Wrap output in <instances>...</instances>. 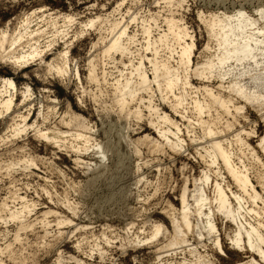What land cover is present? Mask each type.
<instances>
[{
	"label": "bare ground",
	"instance_id": "1",
	"mask_svg": "<svg viewBox=\"0 0 264 264\" xmlns=\"http://www.w3.org/2000/svg\"><path fill=\"white\" fill-rule=\"evenodd\" d=\"M168 2V6L175 4L178 7L183 3ZM125 14L110 20L97 17L84 25L86 28L97 26L99 33L85 56L86 75L83 78L79 73L78 59L69 55L73 43L80 37L73 33L67 41V30L73 21L70 17L63 16L59 25L58 18L42 16L44 22L39 26L37 23L32 25L34 12H31L21 18L18 31L0 34V59L11 61L16 68L46 55L43 48L40 50L39 43L32 40L45 36L48 51L60 38L64 45L62 50L56 52L50 61L42 58L40 64H43L44 75H54L61 83L65 82L64 86L73 84L74 80L79 106L76 111L66 100L60 110L56 109L59 102L50 99L44 102L46 110H39L32 121L30 107L34 99L30 87L25 86L19 93L21 105L28 107L27 113L11 115L12 121L5 125L9 133L7 139L15 142L18 137L31 132L36 140L44 142V146L70 153L73 164L85 170V185L92 183L94 178L102 175L101 170L108 167L111 159L108 153L112 151L109 144L113 141L118 143L123 156L126 152L139 159L136 185L151 183L142 166L147 168L152 164L149 160L150 163H141L143 153L167 156L172 162L171 155L191 159L201 165L199 171L187 175L186 171L191 168L188 163H181V185L175 197L178 207L169 200L163 207L170 232L162 223L146 218L143 223L148 225L149 230L144 225L148 233L144 239L136 237L135 245L155 243L157 260L182 255L178 260H166L165 264H216L213 258L198 249H204L205 243H209L218 253L224 254L217 225L228 224L224 235L231 249L250 255L246 261L237 260L233 264H264V133L252 146L249 139L255 132L246 131L240 125V120H245L246 108L264 122V5L253 13L241 7L231 13L221 12L200 18L207 35L200 51L182 18L177 19L174 14L162 19L163 25H159L155 16L149 19L139 17L133 9ZM132 26L136 27L135 31H130ZM17 48L22 49L16 52ZM194 80L198 83L194 84ZM83 82L91 88L84 87ZM0 84L1 118L14 108L18 109L19 105L15 103L13 80L1 79ZM86 96L93 104V115L97 116L101 129L91 123L89 114L84 115ZM107 125L110 128L104 130ZM100 132L104 142L97 138ZM22 147L12 149L21 153L24 151ZM43 160L29 154L6 160L0 158V178H11L19 169L31 173V169ZM50 170L62 174L64 181H68L67 187L81 195L80 182L78 186L72 184L58 167L50 165ZM44 181L47 183L46 179ZM7 186L0 199V223L4 226L0 236L9 235V222L15 225V234L12 242L0 247V264H7L2 259L4 255L12 264H27V258L22 259V254L19 255L21 259L16 256L13 243L20 244L22 233H33L37 225L43 229H40L43 235L39 236L43 242L41 247L46 244L47 228L52 222L57 227V232L51 236L56 242L53 244L64 235L70 237L71 232L62 231L63 227L84 228L74 223L73 218L62 217L50 207L39 212L43 206L27 195H21L15 181L11 180ZM41 191L48 198L56 195L53 186ZM66 192L57 200L71 217H78L81 212ZM136 198L138 200L139 195ZM131 226L127 223L126 228ZM102 239L109 244L105 236ZM82 242L77 241L74 246L78 249ZM62 259L65 258L59 253L55 263L63 264ZM71 259L77 264H86L75 257Z\"/></svg>",
	"mask_w": 264,
	"mask_h": 264
},
{
	"label": "rangeland",
	"instance_id": "2",
	"mask_svg": "<svg viewBox=\"0 0 264 264\" xmlns=\"http://www.w3.org/2000/svg\"><path fill=\"white\" fill-rule=\"evenodd\" d=\"M168 1L0 0V34L2 32L12 34L18 31L17 29L21 25V18L31 14V12H34L32 25L37 23L39 26H42L44 22L42 16L45 18H58V20H60L59 25L62 23L61 20L63 16L70 17L73 21L67 30L68 37L66 36V38H69L67 41H70V38L73 37L74 34H78L80 37L73 43L70 49L71 54L69 55L70 58L74 57V59H78L79 73L81 78H83L86 75L84 67L85 56L90 48L91 42L95 41L99 33L97 26L93 28L84 27L88 20L97 17L109 20L118 19L121 16H125L127 10L133 9L137 11L139 17L149 19L150 17L155 16V19H159H156L159 25H163L162 19L174 14L173 16L175 18H182L190 35L195 38L197 50L200 51L207 41V35L201 19L210 14H218L221 12L231 13L241 7L249 13H253L257 7L264 5V0H175V2L183 1L182 7H178L175 4L168 6ZM134 27L135 26H132L130 31H135L136 27L135 29ZM57 39V43L55 42L51 44L48 51H46L47 48L45 43H47V38L45 36L32 40V42L39 43L40 50L43 48L42 50L45 52L43 54L46 55H43V57L41 55L40 58L37 57L20 68L14 67L11 61H8L7 59H0V81L1 79L3 80L6 78L13 80L16 88L14 93L15 103L16 105H19L17 107L18 109L14 108V110L11 111L13 112L12 114L10 112L8 115H4L0 118V154L3 155H0V158L6 160L29 154L44 159L43 163H38L37 167L31 169V173L23 172V170L19 169L13 174L14 176L12 175V179L1 177L0 199L4 197V192H6L7 185L10 184V181H15V185H17L16 187L21 189V195H27V197L34 200V202H39L43 206L44 209H38L39 212L46 210L45 207H50L57 211L62 217L73 218L72 220L73 222L75 221L74 223L84 226L85 229H75L73 225H67L61 230L64 232L70 231V237L67 238L66 235H64V237L62 236L60 239L56 240L57 244H53L56 242L51 236L57 232V227L55 222H52L47 228L50 237L47 235L44 240L48 246L43 244L41 247L40 245H42L43 242L40 237L43 235V229L40 225H37L34 229L35 233H22L23 236H21L22 241H20V244L18 242L13 243L15 253H18H16V256L18 255L17 257H19V259H21L20 256H24L22 259L25 260L27 258V264H56V258L59 253L65 258L62 259L63 264H77L71 259V257H75L80 261L82 260L86 264H165L166 260L171 261L180 259L182 255L177 254L175 256L163 257L161 260H157L154 253L155 243L143 242L140 245H135L134 242L137 239L136 237L144 239L146 236L145 233H148V225L143 223L146 221V218L150 221H158L162 223L167 232H170V224L163 213V207L167 200H169V202L175 207H178V202L175 197H177V189L181 185V173L179 171L181 163H188V167L191 168L186 171V173H188L187 175L193 173L196 174L201 165L193 162L191 159L188 160L185 157L171 155V157L174 158L172 162L167 156L158 155L159 157H156L154 155L150 156L143 153L141 163L143 164L145 161H151L152 164L150 165V162L148 163V169L146 166H142V171L151 183L148 184L149 186L143 184L136 185L134 180L136 177L135 173L137 172L136 164L139 162V159L134 156H128L126 152L125 156H123V152L118 149V143L113 141L109 144L112 151L108 153L111 157L108 167L101 170L102 175L94 178L92 183L85 185V183H83L86 179L83 175L85 170L79 169L81 167L73 164V156L70 155V153H66L62 149L58 150L52 146H44V142L36 140L31 132H28L25 137H18L19 139H16L15 142L9 140L10 138L7 139L6 136L9 137V133L5 130V125H7V122L12 121L11 115L15 114V112L18 114L27 113L26 110H28V107H23L20 102L22 101L20 93L25 86L30 87L34 99L33 104L30 107L31 112L33 111L32 121L35 119V115L39 110H46L44 102H47L50 99H56L59 102V106L56 109L61 110L67 100L72 104L74 110L79 111L77 108L79 107L77 106L78 93L75 90L74 80L72 81L73 84L67 85L68 87L64 86L65 82L61 83V81L54 75H44V67L41 66L43 64H40L42 58L46 62L50 61L55 57L56 52L62 50L64 47V45H62L63 41H61L60 38ZM47 45H49V43ZM21 49L22 48H19L16 52ZM196 82L197 81L194 80V84H196ZM88 85H85L83 82V86L90 89L91 85H89V87ZM85 101L87 107L85 111L83 110L84 115L88 116L89 114L91 123H94L97 129H101L100 122L96 119L97 116L93 115V104L89 101L87 96L85 97ZM164 109L167 110V108ZM244 116L245 120L241 119L240 125H242L246 131L253 130L255 132V134L249 139V143L252 146H255L259 136L264 133V122L249 108L244 110ZM109 128L110 127L107 125L104 130H108ZM146 132L149 131L146 130ZM101 133L102 132L99 133L97 138L104 142V136ZM18 146H23L22 149L24 148V151L21 153L17 150L14 151ZM190 154L192 156L193 152L191 151ZM156 158H158V161H155ZM84 160L87 161L86 156L84 157ZM159 162H161L162 165L160 164V166L157 167ZM50 165L58 167L66 177L65 179H69L72 184L78 186L77 183L80 182L79 187L81 195L78 196L77 193L72 192L73 190H70L66 185L68 181H64L62 174L53 170L51 171ZM156 178L159 180L157 181ZM44 179L47 180V183ZM27 184H29V186ZM50 186L54 187L56 195H52L51 198H48V196H46L41 190L44 189V187L48 189ZM153 190H155L154 193ZM257 190H259V188H257ZM63 192L68 193L69 200L73 202L78 208V211L81 212L78 217H71V214L65 210L66 208H64L62 203L60 201L58 202L57 198L62 196ZM154 194L156 195L154 196ZM137 195H139L138 200L136 198ZM138 209H142L141 212L144 211V209L145 211L141 213ZM50 221H52V217H50ZM127 223L132 225L130 229L126 228ZM144 225L148 230L145 229ZM227 225L224 226L221 223H218L217 225L221 232V246L224 254L221 255L218 253V250L209 243H205L206 245L204 249L200 248L198 250L201 253L209 255L211 259L213 258L212 260H214L216 264H233L237 260L244 262L250 255L231 249L230 244L224 235V233L227 232ZM3 227V224L0 223V232L4 229ZM7 228L9 230V235L5 237L0 236V247H3L5 244H8L13 240L15 225L9 222ZM40 229L42 230L40 231ZM102 234L109 239V244L103 241ZM77 241H84L78 249L75 247ZM92 244H95L96 246ZM4 256L2 259L4 261L6 260L7 264H12V262L8 260V256H6L7 259Z\"/></svg>",
	"mask_w": 264,
	"mask_h": 264
}]
</instances>
